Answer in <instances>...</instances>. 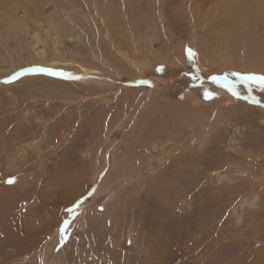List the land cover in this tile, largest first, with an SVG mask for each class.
Returning <instances> with one entry per match:
<instances>
[{"label":"rangeland","instance_id":"374dc122","mask_svg":"<svg viewBox=\"0 0 264 264\" xmlns=\"http://www.w3.org/2000/svg\"><path fill=\"white\" fill-rule=\"evenodd\" d=\"M244 74L264 0H0V264H264Z\"/></svg>","mask_w":264,"mask_h":264},{"label":"snow or ice","instance_id":"6c2138e0","mask_svg":"<svg viewBox=\"0 0 264 264\" xmlns=\"http://www.w3.org/2000/svg\"><path fill=\"white\" fill-rule=\"evenodd\" d=\"M188 55H189V59H191L192 55H194L192 53V51L190 49L187 50ZM36 71H45L44 69H37ZM49 74L52 75H64V73H54V72H50ZM213 79H216L215 77H213ZM240 79L249 84V85H256L258 87H261L262 89H264V75H256V74H244L240 77ZM232 94L234 96L238 95L237 92L233 91ZM210 94L206 93V96H209ZM13 181H9V183H11Z\"/></svg>","mask_w":264,"mask_h":264},{"label":"bare ground","instance_id":"6f19581e","mask_svg":"<svg viewBox=\"0 0 264 264\" xmlns=\"http://www.w3.org/2000/svg\"><path fill=\"white\" fill-rule=\"evenodd\" d=\"M15 25H17V24H15ZM256 32H257V31H256ZM41 62H42V61H41ZM41 62H40V63H41ZM31 63H33V62L23 63L22 66L25 65V64H31ZM42 63H43V62H42ZM46 64H48V63H46ZM49 64H52V63H49ZM54 64H55V63H54ZM64 64H65V63H64ZM64 64H63V65H64ZM56 65H57V64H56ZM65 65H66V64H65ZM80 68H81V67H80ZM86 68H87V67H86ZM88 68H89V67H88ZM82 70H83V69H82ZM89 71H90V70H89ZM91 71H92V70H91ZM85 72H87V71H85ZM26 79H27V78H26ZM53 82H54V81H53ZM56 82H57V81H56ZM58 82H59V81H58ZM72 84H73V83H72ZM147 144H148V143H147ZM194 146H195V145H194ZM194 146H193V147H194ZM191 147H192V146H191ZM193 147H192V148H193ZM150 163H151V162H150ZM161 165H162V164H161ZM146 167H147V166H146ZM69 169H70V168H69ZM71 169H72V168H71ZM80 170H81V169H80ZM70 172H71V171H70ZM61 176H62V175H61ZM59 179H60V178H59ZM45 183H46V182H45ZM26 198H27V197H26ZM30 209H31V208H30ZM161 213H162V212H161ZM164 220H165V219H164ZM169 255H170V254H169ZM158 256H159V255H158ZM170 258H171V257H170ZM162 260H163V259H162ZM149 263H150V262H149Z\"/></svg>","mask_w":264,"mask_h":264}]
</instances>
